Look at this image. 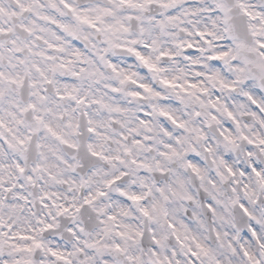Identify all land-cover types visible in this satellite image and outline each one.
Here are the masks:
<instances>
[{
    "label": "snow or ice",
    "instance_id": "snow-or-ice-1",
    "mask_svg": "<svg viewBox=\"0 0 264 264\" xmlns=\"http://www.w3.org/2000/svg\"><path fill=\"white\" fill-rule=\"evenodd\" d=\"M0 264H264V0H0Z\"/></svg>",
    "mask_w": 264,
    "mask_h": 264
}]
</instances>
